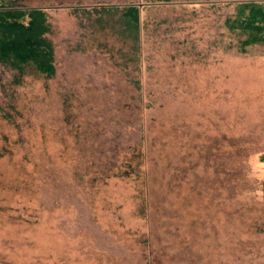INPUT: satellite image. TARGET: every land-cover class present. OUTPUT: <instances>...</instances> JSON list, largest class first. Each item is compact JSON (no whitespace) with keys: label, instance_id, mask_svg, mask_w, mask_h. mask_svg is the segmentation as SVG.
<instances>
[{"label":"rangeland","instance_id":"obj_1","mask_svg":"<svg viewBox=\"0 0 264 264\" xmlns=\"http://www.w3.org/2000/svg\"><path fill=\"white\" fill-rule=\"evenodd\" d=\"M243 1L0 0L42 9L55 69L0 61V264H264Z\"/></svg>","mask_w":264,"mask_h":264},{"label":"trees","instance_id":"obj_2","mask_svg":"<svg viewBox=\"0 0 264 264\" xmlns=\"http://www.w3.org/2000/svg\"><path fill=\"white\" fill-rule=\"evenodd\" d=\"M236 19H227L233 32L246 36L242 51L249 45H264V3L257 1L236 2ZM0 12V61L19 70L33 65L45 75L54 73L53 50L44 38L46 19L40 8L10 9ZM127 14V13H126ZM137 18V12H129ZM28 20H25L27 19ZM138 20V18H137ZM264 162V155L261 157Z\"/></svg>","mask_w":264,"mask_h":264}]
</instances>
